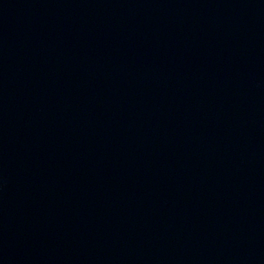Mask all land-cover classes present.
Here are the masks:
<instances>
[{"label":"water","instance_id":"water-1","mask_svg":"<svg viewBox=\"0 0 264 264\" xmlns=\"http://www.w3.org/2000/svg\"><path fill=\"white\" fill-rule=\"evenodd\" d=\"M0 264H264V0H0Z\"/></svg>","mask_w":264,"mask_h":264}]
</instances>
